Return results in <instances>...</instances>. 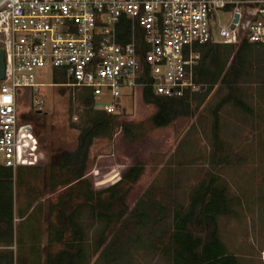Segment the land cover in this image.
<instances>
[{"label": "rangeland", "instance_id": "1", "mask_svg": "<svg viewBox=\"0 0 264 264\" xmlns=\"http://www.w3.org/2000/svg\"><path fill=\"white\" fill-rule=\"evenodd\" d=\"M232 50L226 71L234 69V73L215 86L187 121L178 109L181 117L157 126L156 107L146 101L143 90H127L111 113L110 135L95 138L89 147L86 164L91 173L76 181L74 166L64 165V157L77 153L82 133L93 126L92 109H96L87 106L84 92L56 86L63 79L53 68L38 71L36 81L47 86L24 91L18 100L13 247L18 263L35 264L39 255L44 262L49 250H61L63 244L53 240L58 230L65 232V241L74 237L78 242L70 215L84 203L95 205L97 191L122 180V199L113 209L97 206L92 213L84 207L77 214L85 264H170L164 249L168 238L160 237V229L170 226L172 211L156 230L139 226L130 211L145 194L169 210L176 203L188 208L197 186L214 179L226 189L230 201L231 213L218 218L228 253L238 257L239 264H264V45L254 44L240 61L238 45ZM229 93L253 112L225 103L216 129L215 108ZM38 99L41 105L36 104ZM131 167L141 169L135 182L125 177ZM85 180L92 196L88 197ZM109 194L103 191L101 202H111ZM123 201L127 208L121 216ZM98 212L111 218L99 219Z\"/></svg>", "mask_w": 264, "mask_h": 264}, {"label": "built area", "instance_id": "2", "mask_svg": "<svg viewBox=\"0 0 264 264\" xmlns=\"http://www.w3.org/2000/svg\"><path fill=\"white\" fill-rule=\"evenodd\" d=\"M243 42L264 45V0H0V166H18V100L47 86L38 71L53 68L66 79L56 86L111 114L130 89L200 91L196 47Z\"/></svg>", "mask_w": 264, "mask_h": 264}, {"label": "trees", "instance_id": "3", "mask_svg": "<svg viewBox=\"0 0 264 264\" xmlns=\"http://www.w3.org/2000/svg\"><path fill=\"white\" fill-rule=\"evenodd\" d=\"M254 44L243 42L238 45L236 58L240 59L246 56V52ZM237 45L232 44H204L198 45L196 49L201 54V62L195 68V80L201 85L198 92H187L182 98H165L154 94L151 88H144L143 93L147 102H151L156 107L154 117L155 124L159 127L166 126L176 117L178 109L183 110V117L186 121L190 119L193 111L198 110L218 83L228 80V77L234 69L226 71L229 61V53ZM65 81V78H62ZM228 96L222 100L215 108L214 119L215 128L219 124V111L225 103L233 102L246 113L252 114L253 108L242 99ZM85 103L93 108L94 101L86 95ZM190 114V115H189ZM93 126L90 130L83 132L80 137V146L73 156L65 155L64 165L74 166L73 175L75 181L86 178L91 173V167L86 164L88 159L89 147L97 137L109 136L113 126L114 117L105 111L92 109ZM141 169L131 167L127 169L125 177L137 181ZM70 181H68L69 183ZM88 186L89 196L93 195L90 183L85 180ZM122 180L114 182L110 187L97 191V202L95 205L84 203L68 218L70 224L74 225L79 235L77 242L74 237L64 240L65 232L58 230L57 239L54 241L61 242L63 248L58 252L46 253L45 261L38 256L35 264H85L86 252L83 246V236L78 228V212L84 207H90L92 213L97 206H102L105 211H110L122 199L120 195V183ZM103 191L110 192L111 202H101ZM91 198V197H90ZM118 198V200L116 199ZM114 200V202H113ZM124 202L120 215L127 208ZM229 197L225 188L219 186L214 179L200 183L194 190L191 202L188 208L182 204L176 203L172 210L160 200L145 194L134 205L130 211V216L138 222V225L145 228L151 226L156 230L161 228L165 221L166 215L172 211V222L170 226L160 229L161 238L167 236L168 242L164 249L170 261V264H239V259L235 255L229 254L226 246L222 242L219 234L218 218L222 215H229ZM99 219L111 218L108 213L98 212ZM15 245V196H14V170L0 166V264H19L17 252L14 250ZM107 254L110 251L107 250ZM119 254V253H118ZM22 264V263H21ZM24 264V263H23Z\"/></svg>", "mask_w": 264, "mask_h": 264}, {"label": "water", "instance_id": "4", "mask_svg": "<svg viewBox=\"0 0 264 264\" xmlns=\"http://www.w3.org/2000/svg\"><path fill=\"white\" fill-rule=\"evenodd\" d=\"M4 68H5L4 53L3 51H0V80L3 79L4 77Z\"/></svg>", "mask_w": 264, "mask_h": 264}]
</instances>
